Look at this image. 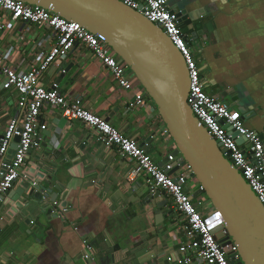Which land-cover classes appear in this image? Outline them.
<instances>
[{
  "label": "crops",
  "instance_id": "obj_1",
  "mask_svg": "<svg viewBox=\"0 0 264 264\" xmlns=\"http://www.w3.org/2000/svg\"><path fill=\"white\" fill-rule=\"evenodd\" d=\"M168 6L186 12L182 31L205 93L238 112L246 128L263 132L264 143V0H168ZM55 42L50 28L12 21L0 11V55L15 72L37 66ZM40 83L47 89L56 83L67 100H80L86 110L143 145L158 165L175 150L153 102L128 108L133 92L120 89L81 45L49 66ZM1 85L0 76V137L17 112L18 100ZM38 141L0 205V264H176L177 249L185 242L182 218L163 192L167 218L153 215L146 205L150 191L145 175L129 180L133 163L117 148L98 143L95 131L67 122L50 107L41 111ZM41 143L51 147L43 178L50 176V188L58 189L57 196L52 194L58 217L50 221L34 210L22 215L13 201L22 184L44 183L35 160L47 150ZM197 188L195 183L189 186L192 193ZM198 200L199 210L208 207L207 201ZM85 245L90 246L89 257Z\"/></svg>",
  "mask_w": 264,
  "mask_h": 264
},
{
  "label": "built area",
  "instance_id": "obj_2",
  "mask_svg": "<svg viewBox=\"0 0 264 264\" xmlns=\"http://www.w3.org/2000/svg\"><path fill=\"white\" fill-rule=\"evenodd\" d=\"M137 10L148 21L157 25L182 55L188 71L189 91L187 103L194 117L208 134L218 143L221 151L229 152L227 160L242 176L264 208V143L263 134L246 128L238 112L217 98L207 95L204 83L190 48L186 35L179 27L176 13H172L168 0H116ZM142 6L141 10H138ZM0 11L12 21L46 26L55 36L56 42L42 61L27 72L17 73L0 55V76L2 89L12 90L18 95L17 112L7 123L0 138V205L4 196L21 178L24 162L39 138V117L45 107L57 108L61 118L67 122H80L96 133V141L105 147L117 148L121 157L133 164L128 179L134 180L143 174L151 193L160 191L172 201L174 211L182 218L185 242L177 249L176 264H240L236 247L231 243L224 246L218 243L216 231L224 225L221 214L208 201V207L199 210L194 207L187 188L195 183L189 179L191 173L185 164L173 174L174 163L179 156H167V162L160 167L151 156L134 140L124 136L104 118L86 110L80 100H67L53 83L50 89L43 87L40 77L56 60L66 58L75 46L81 45L98 60L111 75L117 86L133 92L128 108L133 109L152 102L131 70L115 55L102 36H95L85 26L69 22L60 16L37 6L19 0H0ZM264 131V127H263ZM164 134L169 133L164 128ZM236 134V137H233ZM18 137L14 155L7 160L14 139ZM244 138L241 145L236 139ZM179 165V164H177ZM199 201V200H198ZM226 235V231H224ZM85 244V242H84ZM85 257H89L90 246L84 247ZM225 249H228L225 252Z\"/></svg>",
  "mask_w": 264,
  "mask_h": 264
},
{
  "label": "water",
  "instance_id": "obj_3",
  "mask_svg": "<svg viewBox=\"0 0 264 264\" xmlns=\"http://www.w3.org/2000/svg\"><path fill=\"white\" fill-rule=\"evenodd\" d=\"M19 1L83 25L90 33L105 39L155 105L175 145V150L170 155L179 158L168 175L175 174L186 164L191 171L188 180L193 179L198 184L197 190L189 195L194 207L198 206L197 200L205 196L224 220V225L216 231L218 243L223 246L225 243H232L237 249L240 264H264V208L227 160L229 152L221 151L218 143L194 117L187 103L189 78L185 61L168 36L137 10H132L116 0ZM141 9L142 6L138 10ZM171 11L176 13L179 24L185 21L184 10ZM188 41L186 38L190 48ZM67 71L68 68L65 73ZM260 138L263 140L262 135ZM243 140L244 138L236 139V143L241 145ZM18 141L19 138L16 137L7 160L14 155ZM41 146L47 150L35 160L38 163V176L43 178V173L47 172L46 155L51 147L42 143ZM51 182L52 178L47 176L44 183L22 184L20 191L16 192L18 197L13 199L15 209L26 217L34 210L38 217L43 215L49 221L56 219L58 215L53 214V210L58 189L50 188ZM53 193L55 197L52 196ZM160 199V191L149 192L146 205L151 207L156 218L166 219L164 213L168 201ZM171 213L168 212L170 215ZM29 219L26 224L30 223ZM38 226L45 227L40 221Z\"/></svg>",
  "mask_w": 264,
  "mask_h": 264
},
{
  "label": "trees",
  "instance_id": "obj_4",
  "mask_svg": "<svg viewBox=\"0 0 264 264\" xmlns=\"http://www.w3.org/2000/svg\"><path fill=\"white\" fill-rule=\"evenodd\" d=\"M185 23L186 22H182V23H180L179 24V27L183 30V28H184V26H185ZM187 193H188V195H190L191 193H192V190L191 189H189V187L187 188ZM202 197H205V196H202ZM202 197H200V199L202 198ZM206 198V197H205ZM207 201H209L208 199H206Z\"/></svg>",
  "mask_w": 264,
  "mask_h": 264
},
{
  "label": "rangeland",
  "instance_id": "obj_5",
  "mask_svg": "<svg viewBox=\"0 0 264 264\" xmlns=\"http://www.w3.org/2000/svg\"><path fill=\"white\" fill-rule=\"evenodd\" d=\"M201 199L203 200V202L207 201V200H206L207 198H205V197H202ZM207 202H208V201H207Z\"/></svg>",
  "mask_w": 264,
  "mask_h": 264
}]
</instances>
